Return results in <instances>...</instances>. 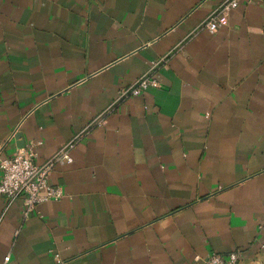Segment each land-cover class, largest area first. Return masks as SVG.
<instances>
[{"label": "crops", "instance_id": "crops-1", "mask_svg": "<svg viewBox=\"0 0 264 264\" xmlns=\"http://www.w3.org/2000/svg\"><path fill=\"white\" fill-rule=\"evenodd\" d=\"M225 1L0 0V157L44 163L104 114L54 167L61 200L0 196V264H264V0L212 32Z\"/></svg>", "mask_w": 264, "mask_h": 264}, {"label": "built area", "instance_id": "built-area-1", "mask_svg": "<svg viewBox=\"0 0 264 264\" xmlns=\"http://www.w3.org/2000/svg\"><path fill=\"white\" fill-rule=\"evenodd\" d=\"M255 1V0H252ZM240 0H227L212 12L204 23V27L215 32L220 24L221 17L239 6ZM203 28V27H201ZM168 60L166 57L151 64V67L130 86L119 90L118 99L132 95H140L150 88L159 86L156 72ZM104 114L91 122L83 131L78 133L68 143H65L57 153L44 163H37V143H31L17 149L11 156L0 157V196L14 199L23 196L24 215L27 217L36 210L38 205L48 201H59L65 196L63 188L54 185L50 177L54 167L58 164H71L74 161L73 150L95 127L103 123ZM264 247V245H263ZM240 253L232 251L228 256L219 253H209L205 257L197 256L202 264H238ZM9 257H6V261ZM61 262V260L59 259Z\"/></svg>", "mask_w": 264, "mask_h": 264}]
</instances>
